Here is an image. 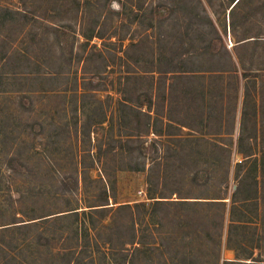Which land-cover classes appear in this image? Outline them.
Listing matches in <instances>:
<instances>
[{
  "label": "rangeland",
  "instance_id": "obj_1",
  "mask_svg": "<svg viewBox=\"0 0 264 264\" xmlns=\"http://www.w3.org/2000/svg\"><path fill=\"white\" fill-rule=\"evenodd\" d=\"M156 2L160 3V20H154L151 28L148 11ZM179 2L0 0V228L8 226L13 212L23 214L16 221L26 222L63 208V201L54 197L61 193L59 180L67 182L72 204L84 198L77 194L94 195L97 185L90 180L103 173L102 167L111 179L109 206L152 201L146 194V172L125 168L136 163L152 167V180L161 177L157 188L164 196L211 202L223 187L232 190L235 185L231 169L225 181V170L227 164L241 160L235 147L240 128L245 136L255 130L257 138L251 148L264 152V0H245L233 13L236 24L243 21L239 32L234 29L235 34L260 37L248 38L259 41H249L235 50L238 65L246 72L244 80L254 81L258 94L256 102L248 103L243 121L241 98L235 92L240 83L235 78L207 74L173 81L171 96L163 102L161 87L158 90L155 86L148 117L125 110L122 120V114L114 109L120 97L134 99L136 91L142 89L131 75L151 72L164 62L177 32L191 21ZM202 2L221 37L217 48L234 52L230 0ZM203 27L209 29L205 21ZM209 59L206 55L201 60V68L209 66ZM123 76L129 77L125 80ZM164 80L167 84L170 77ZM103 115L106 122L99 123ZM146 125L150 132L169 134L161 145L156 143L158 155L151 148L141 149L143 155L138 153L141 141L146 148L157 140ZM133 134L140 136H130ZM123 141H128L125 145L132 148L131 155L121 153ZM244 144L242 148L247 150ZM75 179L78 187L73 185ZM170 191L176 194L170 196ZM260 192L258 222L229 233L225 221L218 229L209 224L218 220L215 208L196 209L201 224L192 226H197L203 243L218 242L220 261L252 264L249 258L255 255V264H264V189ZM18 196L21 201L13 204ZM246 209L249 217L254 214L253 206ZM35 224L0 229V264H18L8 263L6 257L16 250V260L23 264L61 262L55 250L60 247V233L72 239L73 218ZM40 229L47 237L40 239L39 247L30 242L14 248L31 241ZM70 243L65 241V247ZM36 250L42 254L34 262L31 258L36 257ZM203 250L191 255L209 259L213 253L207 246ZM177 251L171 254L181 256V248Z\"/></svg>",
  "mask_w": 264,
  "mask_h": 264
},
{
  "label": "trees",
  "instance_id": "obj_2",
  "mask_svg": "<svg viewBox=\"0 0 264 264\" xmlns=\"http://www.w3.org/2000/svg\"><path fill=\"white\" fill-rule=\"evenodd\" d=\"M244 2L245 0H230L229 28L230 35L234 40V52H229L224 48L222 51H219V48H217V43L221 41V37L212 27L202 0H180L179 5L181 11H184L190 17L191 21L182 31L177 32L175 41L167 50L168 56L166 59H163L164 62H160V65L151 72L145 71L141 75L138 73L131 75L130 78L138 80L142 85V89L139 92L136 91L137 94L134 99L120 97L116 101V107L114 109L122 114L121 119H124L123 113L125 110L134 111L137 114L148 117V112L152 106L151 92H153L155 86L158 90L161 87L160 97L163 102L171 96V83L173 81L193 79L202 74H207L210 76L235 78L240 83L239 88L235 87V92L238 91L241 98L240 117L241 121H243L248 103L256 102L257 100L255 99L258 94L255 88V82L249 79L244 80L246 78V72L239 67V56L235 50L242 48L249 41L254 42V44L259 41L254 39L248 41V38H260L255 36L246 37L242 33L235 34L234 32L235 28L239 32L243 21L236 24L233 13ZM255 6L253 3V7ZM159 9L160 3L158 2L149 8V27L151 28L154 20H160L157 16ZM204 21L209 26L207 30L203 27ZM158 44L160 45L161 41H158ZM165 54L166 52H164L163 58H165ZM206 55L209 56L211 62L207 68L203 69L200 66L202 63L201 60ZM148 73H151V75H148ZM167 76L170 77V82L166 84L164 79ZM128 77L123 76L122 79L127 80ZM118 93L121 94L123 92L118 90ZM104 115L99 123L106 122ZM147 125H149L148 122ZM167 125L170 124L167 123ZM147 131L155 136L157 140L148 146L146 145V148L143 147L145 141H141L139 143L140 147H137L138 153L143 155L144 151H141V149L148 151L151 148L158 155L156 146L161 145L164 142L163 138L169 136V134H163L160 131L150 132L149 126H147ZM130 136L139 137L140 134ZM256 138L257 132L255 130L251 136H245L243 134V128L238 130L235 147L241 155V160L233 165L230 163L227 164L225 170V181L231 169L235 185L232 190L226 186L223 187L219 190L218 194L210 198L212 199L211 202L187 201L186 199L188 198L185 197H177V200H172L171 197L164 196L163 192L157 188V182L161 180V177L156 176V180H152L151 178L154 175L153 173L151 174L153 172L152 167L145 168V163H136L125 168L130 171L146 172V194L152 201L148 204L137 202L109 206L110 204L107 201L108 191L111 188V179L102 167L103 173L97 179L90 180L91 183L97 185V190L94 195L86 196L77 194L84 198L77 199L72 204V200L69 198L71 193L68 194L69 190H66L67 182L59 180V190L61 193L58 195L55 194L54 197L57 200L63 201V208L34 219H28L26 222L22 220L16 221L18 218L23 217V214L21 212H13L11 213L10 222L7 224L8 226L0 229L8 230V228L12 227H16L15 229L28 228L30 226L35 227L37 225L35 224L36 222L43 221V223H46L48 221H57L72 217L74 224L72 228V239L67 238L63 232L60 233L58 239L60 247L55 250V255L59 257L57 260H61L59 264L233 263L224 260L220 261V247L218 242L213 239V244L211 245L203 243V239L199 234L200 232L197 231V226H192V223L194 225L197 222L201 224L198 221L199 216L196 209L202 208L203 206L215 208L219 211L218 220L209 222L214 229L220 228L224 221L227 223L228 233L233 229L245 228L258 222L260 191L264 189V152H255L251 148V142L255 145ZM127 142H120L122 144L119 149L122 154L131 155L133 150L131 147L125 145ZM244 143H247V150H243L242 148L245 145ZM156 158L158 159V157ZM81 182L83 185V179ZM73 185L78 187V181L76 179L73 181ZM246 189H249L247 196ZM175 194V191L169 192L170 196ZM223 200H226V202H223ZM20 201L21 199L18 196L13 201V204L19 203ZM248 206H253L254 211V214H251L250 217L246 211ZM188 211H191L194 215L189 216ZM165 220H168V226L166 228L164 226L163 228ZM40 231L41 229L35 232L34 238L31 241H25L19 245L16 244L14 248L21 249L28 246L30 242L33 246L39 247L40 239L47 237ZM217 235L220 237V234ZM12 239L18 240L15 237ZM67 240H70L71 243L65 247L64 244ZM205 246H207V249H210V253H213L209 259L200 260L191 255L194 252H200ZM178 248H181V256H173L171 253H178ZM18 252L19 250H16L15 254H7L6 257H9L7 262L23 264L16 260L15 256ZM48 252L49 250H47L46 254ZM41 254L39 250H36L33 253L36 257L31 259L34 262L40 260ZM249 260L253 262L252 264L256 263L252 257Z\"/></svg>",
  "mask_w": 264,
  "mask_h": 264
},
{
  "label": "built area",
  "instance_id": "obj_3",
  "mask_svg": "<svg viewBox=\"0 0 264 264\" xmlns=\"http://www.w3.org/2000/svg\"><path fill=\"white\" fill-rule=\"evenodd\" d=\"M251 257L254 259L255 258V255H252Z\"/></svg>",
  "mask_w": 264,
  "mask_h": 264
}]
</instances>
